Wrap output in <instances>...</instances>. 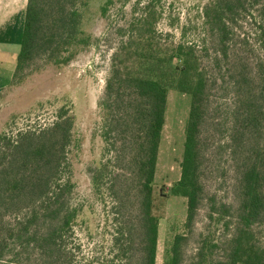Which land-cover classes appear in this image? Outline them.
<instances>
[{
	"label": "trees",
	"instance_id": "obj_1",
	"mask_svg": "<svg viewBox=\"0 0 264 264\" xmlns=\"http://www.w3.org/2000/svg\"><path fill=\"white\" fill-rule=\"evenodd\" d=\"M253 1L258 3L214 0L205 7L206 32L217 46L207 65L191 44L162 43L158 31L162 13L154 0L144 6L131 33L114 51L100 101L106 161L92 177L98 190L108 178L104 185L113 201L112 251L117 259L157 264L160 221L171 193L186 197L189 208L186 222L172 227V232L180 228L183 232L168 243L164 264H264V244L255 241L257 227L264 229V2L257 10ZM112 2L103 6L104 14ZM89 3L29 0L11 85L24 80L35 59L68 65L82 46L93 43L82 28ZM255 11L263 15V25L254 55L244 54L242 42L248 40L242 36V23L253 19ZM221 71L238 95L234 121L226 126L227 133L221 130L224 141L219 143L228 154L226 162L231 161L232 200L207 193L204 179L202 134L208 93ZM170 90L191 93L192 105L181 178L168 187L157 185L155 177ZM74 119L63 107L48 127L22 130L16 136L7 130L0 134V261L13 238L41 250L46 264H70L66 238L74 233L79 211L72 205L74 184L68 174ZM226 172L227 168L220 172L222 187L228 181ZM202 208L208 222L187 258ZM13 217L19 225L15 233L4 227Z\"/></svg>",
	"mask_w": 264,
	"mask_h": 264
},
{
	"label": "rangeland",
	"instance_id": "obj_2",
	"mask_svg": "<svg viewBox=\"0 0 264 264\" xmlns=\"http://www.w3.org/2000/svg\"><path fill=\"white\" fill-rule=\"evenodd\" d=\"M108 0H90L84 11L82 28L92 35L93 43L81 47L75 59L68 65L48 64L43 57L32 62L25 71L24 80L11 85L21 51L24 26L0 35V134L4 130L13 136L22 130H40L50 126L63 107L74 115L73 142L69 149L68 174L74 184L72 205L77 208L74 233L66 238L67 257L70 264H128L117 259L112 251L113 201L108 197V178L102 180L98 190L93 183V171L106 161L104 121L100 101L104 96L110 75L112 56L119 44L131 33V26L143 12L150 0H113L106 14L103 6ZM214 0H154V6L162 13L158 24L161 41L165 44H191L208 64L217 47L206 32L205 7ZM264 0L253 1L257 10ZM263 15L255 11L254 18L245 21L242 36L243 53L254 55V45L261 30ZM259 21V22H258ZM121 30L126 35L122 36ZM226 67L227 65L223 63ZM219 73V81L213 83L208 93V113L203 130L206 156L203 159L204 179L207 193H218L232 200V172L225 149L219 146L224 141L221 134L231 126L238 95L227 83L228 77ZM171 99L166 111V123L162 132L155 182L170 187L181 178L185 152L186 128L192 105L191 93L170 90ZM10 124V125H8ZM223 133V134H224ZM113 168V164L111 165ZM227 168V184L220 179V172ZM220 170V171H219ZM231 188V189H230ZM188 199L169 193L166 214L159 228V264H164L166 247L175 233L172 227L182 226L188 217ZM205 208L198 215L195 233L190 236L186 257L195 252L198 233L205 231L208 220ZM15 233L18 223L7 219ZM6 222V223H7ZM255 241L264 244V229L257 227ZM26 237V236H25ZM5 248L6 257L0 264H46V255L41 250L18 244L9 238ZM169 243V244H168Z\"/></svg>",
	"mask_w": 264,
	"mask_h": 264
},
{
	"label": "crops",
	"instance_id": "obj_3",
	"mask_svg": "<svg viewBox=\"0 0 264 264\" xmlns=\"http://www.w3.org/2000/svg\"><path fill=\"white\" fill-rule=\"evenodd\" d=\"M28 2L29 0H0V35L8 34L11 30L16 28V26L23 27L25 25ZM14 73L15 70L11 77V84ZM1 89H4V87ZM170 92L168 96V103H170L171 99ZM159 248L160 243H158L157 264H159L160 260Z\"/></svg>",
	"mask_w": 264,
	"mask_h": 264
}]
</instances>
